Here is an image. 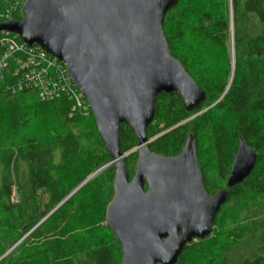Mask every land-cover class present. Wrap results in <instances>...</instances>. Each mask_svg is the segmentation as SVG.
<instances>
[{"label": "trees", "instance_id": "obj_1", "mask_svg": "<svg viewBox=\"0 0 264 264\" xmlns=\"http://www.w3.org/2000/svg\"><path fill=\"white\" fill-rule=\"evenodd\" d=\"M228 1L179 0L166 14L171 53L207 99L188 111L178 93L159 94L149 148L177 155L193 134L209 194L227 187L241 141L258 159L228 188L212 235L187 245L176 264H264V0ZM19 84L9 70L0 83V264H121L105 219L114 163L93 113L74 112L66 94L43 100ZM120 134L132 176L139 142L127 124Z\"/></svg>", "mask_w": 264, "mask_h": 264}, {"label": "water", "instance_id": "obj_2", "mask_svg": "<svg viewBox=\"0 0 264 264\" xmlns=\"http://www.w3.org/2000/svg\"><path fill=\"white\" fill-rule=\"evenodd\" d=\"M178 2L25 0L23 18L0 23V31L63 62L88 101L114 163L105 219L121 244V264H176L187 245L212 235L228 188L243 181L258 159L241 141L227 187L209 194L193 134L177 155L149 148L147 128L159 94L178 93L188 111L207 99L166 38L164 19ZM121 124L129 125L139 142L132 176L121 149Z\"/></svg>", "mask_w": 264, "mask_h": 264}, {"label": "built area", "instance_id": "obj_3", "mask_svg": "<svg viewBox=\"0 0 264 264\" xmlns=\"http://www.w3.org/2000/svg\"><path fill=\"white\" fill-rule=\"evenodd\" d=\"M2 3H7V6L2 8ZM24 3L25 0H0V23L13 19L15 13L23 18ZM8 70L18 76L20 86L24 84L36 89L41 99L50 100L66 94L74 99V112L79 111L84 115L92 112L88 101L74 83L63 62L39 45L30 46L17 34L2 30L0 31V83Z\"/></svg>", "mask_w": 264, "mask_h": 264}, {"label": "rangeland", "instance_id": "obj_4", "mask_svg": "<svg viewBox=\"0 0 264 264\" xmlns=\"http://www.w3.org/2000/svg\"><path fill=\"white\" fill-rule=\"evenodd\" d=\"M228 4H229V6H231L232 5V3H231V0H229L228 1ZM229 53H230V57H231V62H233L234 61V48H233V44H232V41H230L229 42ZM209 107H206V108H204V110L203 111H205L206 109H208ZM197 114H199V113H197ZM197 114H194L193 115V117L194 116H196ZM135 150H137V148H135V149H133L132 151H135ZM131 151V152H132ZM130 152H128L127 154H129ZM111 164H113L112 162H107V163H105L104 164V166H102L100 169H99V172H104V171H106V169L107 168H109L110 166H111ZM114 165V164H113ZM93 177V176H92ZM75 192V191H74ZM17 195L16 196H14V200H17ZM11 250V249H10ZM9 250V251H10Z\"/></svg>", "mask_w": 264, "mask_h": 264}, {"label": "flooded vegetation", "instance_id": "obj_5", "mask_svg": "<svg viewBox=\"0 0 264 264\" xmlns=\"http://www.w3.org/2000/svg\"><path fill=\"white\" fill-rule=\"evenodd\" d=\"M202 170V169H201Z\"/></svg>", "mask_w": 264, "mask_h": 264}]
</instances>
